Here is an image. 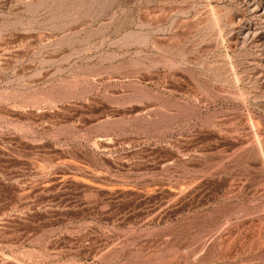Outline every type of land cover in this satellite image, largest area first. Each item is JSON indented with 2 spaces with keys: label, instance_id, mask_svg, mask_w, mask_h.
Returning <instances> with one entry per match:
<instances>
[{
  "label": "rangeland",
  "instance_id": "1",
  "mask_svg": "<svg viewBox=\"0 0 264 264\" xmlns=\"http://www.w3.org/2000/svg\"><path fill=\"white\" fill-rule=\"evenodd\" d=\"M0 264H264V0H0Z\"/></svg>",
  "mask_w": 264,
  "mask_h": 264
}]
</instances>
